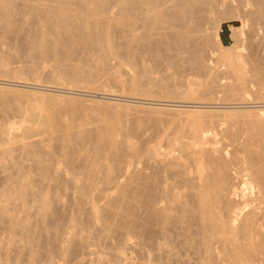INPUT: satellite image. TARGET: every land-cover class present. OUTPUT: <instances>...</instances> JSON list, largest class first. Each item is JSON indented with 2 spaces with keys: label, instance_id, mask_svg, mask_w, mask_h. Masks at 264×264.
Returning a JSON list of instances; mask_svg holds the SVG:
<instances>
[{
  "label": "bare ground",
  "instance_id": "obj_1",
  "mask_svg": "<svg viewBox=\"0 0 264 264\" xmlns=\"http://www.w3.org/2000/svg\"><path fill=\"white\" fill-rule=\"evenodd\" d=\"M0 48V264H264V0H0Z\"/></svg>",
  "mask_w": 264,
  "mask_h": 264
},
{
  "label": "rangeland",
  "instance_id": "obj_2",
  "mask_svg": "<svg viewBox=\"0 0 264 264\" xmlns=\"http://www.w3.org/2000/svg\"><path fill=\"white\" fill-rule=\"evenodd\" d=\"M225 9H227V8H225ZM226 11H227V10H226ZM224 13H225V12H215V13H213V15H211L210 17H207L205 21H206L207 24L210 23L211 26H214L215 24L219 23L220 20L226 15V14H224ZM232 14H236L233 8L229 9V12H228V15H232ZM206 32L209 33V34L207 33V35H211L210 33L212 32V29H208ZM10 41H11V43L9 42L10 45H12V43H13V44H14V47H15V44L18 43V41H15V42H14L13 40H10ZM12 41H13V42H12ZM11 48H13V45H12ZM0 49H1V48H0ZM112 55H113V57H111ZM118 55H119V56H118ZM118 55H117V54H111V56H110V55L108 56V54H107V55L104 57V58H106V61H105V60L103 61V59H102L103 62L100 60V62L97 64V65H98V68H101L100 65H101V62H102V64L105 63V64H103V66H104V65L106 66V69H105V70H107V71H108V70H109V71H114L113 69H114V68L117 69L116 67L118 66V62L121 61V57L123 56V55H121V54H118ZM114 56H115V57H114ZM107 57H109L108 60H107ZM116 57H120V59H119V58L117 59ZM124 57H125V56H124ZM124 57H123V58H124ZM110 58H111V59L113 58L112 61H111V62H114L113 64L117 63V65L115 64L116 67H114V68L111 67V68H112L111 70H110L109 68H107L108 64H111V62H108L109 60H111ZM114 58H115V59H114ZM123 58H122V59H123ZM124 59H125V61L128 60L127 58H124ZM113 60H115V61H113ZM118 60H119V61H118ZM9 61H10V60H9ZM116 61H117V62H116ZM123 61H124V60L121 61L122 63L119 62V64H120V65H119V66H120V69H118L117 71L119 72V70H121V68H123V69H125V70H126V68H128V70L130 71L129 73H132L131 70H134V68L131 69L130 67H128V66L130 65L128 61H127L128 63L124 61L125 63L129 64L128 66H126V64H125ZM107 62H108V63H107ZM149 63H150V62H149ZM121 64H122V65H121ZM0 65H1V64H0ZM9 65H11V63H9ZM97 65H96V66H97ZM115 65H114V66H115ZM99 66H100V67H99ZM110 66H113V65L111 64ZM110 66H108V67H110ZM119 66H118V68H119ZM124 66H126V68H125ZM130 66H131V65H130ZM161 66H163V68H164V65H161ZM161 66H159L160 68H159V71H158V72H160L161 69L164 70ZM0 67H1V68H0V74H7V75L9 74V72H6V71H7L6 68H5V71H4V67H3V69H2V66H0ZM131 67H132V66H131ZM129 68H130V69H129ZM128 70H127V71H128ZM169 70H171V69H168V71H169ZM117 71H115V72H117ZM122 71H123V70H122ZM122 71H120V72H122ZM165 71H166V70H165ZM9 75H10V76H9ZM9 75H8V76H9L8 78H14V77H12V73H11V71H10V74H9ZM1 76H2V75H0V77H1ZM22 76L31 77V76H33V75H31V74L26 75L25 73H22ZM5 77H6V76H5ZM190 77H191V79H193V78L198 79V77H200V76H197V75H191ZM6 78H7V77H6ZM109 87H110V86H109ZM250 97H251V96H250ZM131 240H134V239L131 238ZM133 255H134V254H133ZM135 257H136V256H135Z\"/></svg>",
  "mask_w": 264,
  "mask_h": 264
},
{
  "label": "water",
  "instance_id": "obj_3",
  "mask_svg": "<svg viewBox=\"0 0 264 264\" xmlns=\"http://www.w3.org/2000/svg\"><path fill=\"white\" fill-rule=\"evenodd\" d=\"M221 29H222L220 32L221 41L223 44H227L228 43L227 28L225 25H222Z\"/></svg>",
  "mask_w": 264,
  "mask_h": 264
}]
</instances>
